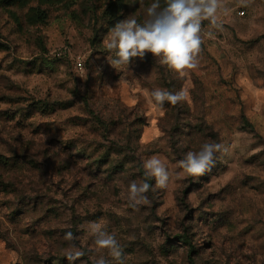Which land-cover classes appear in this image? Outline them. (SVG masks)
I'll list each match as a JSON object with an SVG mask.
<instances>
[{
	"label": "rangeland",
	"instance_id": "1",
	"mask_svg": "<svg viewBox=\"0 0 264 264\" xmlns=\"http://www.w3.org/2000/svg\"><path fill=\"white\" fill-rule=\"evenodd\" d=\"M154 2L0 0V264H70L67 231L85 251L71 264H118L89 251L92 221L123 264H264V0H221L222 28L203 22L212 35L183 78L151 54L114 68L110 29ZM156 88L189 98L158 108ZM205 142L230 154L186 177L177 161ZM152 156L169 186L133 209L129 184Z\"/></svg>",
	"mask_w": 264,
	"mask_h": 264
},
{
	"label": "clouds",
	"instance_id": "2",
	"mask_svg": "<svg viewBox=\"0 0 264 264\" xmlns=\"http://www.w3.org/2000/svg\"><path fill=\"white\" fill-rule=\"evenodd\" d=\"M221 0H155L148 7L147 19L143 23L136 18L128 17L117 22L110 29L106 48L115 53V59L108 62L114 67L129 66L135 58L141 60L146 54H151L161 66L183 78L188 71L198 68L200 53L205 36L211 32L203 31V22L209 21L214 28H222L217 12ZM227 12V9H224ZM149 102L162 108L165 102L175 106L185 102L189 93L185 89L170 92L156 88L148 93ZM217 153L230 154V146L222 143L205 142L198 151H187L183 158L177 161V167L186 177H199L215 166ZM144 179L137 183L132 181L128 187V204L133 209L150 205L147 193L156 189H166L169 186L171 173L164 159L152 156L142 162ZM180 176L181 173H177ZM154 180L155 185L148 181ZM87 231L94 237L95 247L90 252L106 250L118 264H123V249L114 234H109L104 225L92 221L87 225ZM63 239L69 242L66 259L75 262L85 256L74 242L77 237L72 231H67ZM92 264H107L103 256L94 259Z\"/></svg>",
	"mask_w": 264,
	"mask_h": 264
},
{
	"label": "trees",
	"instance_id": "3",
	"mask_svg": "<svg viewBox=\"0 0 264 264\" xmlns=\"http://www.w3.org/2000/svg\"><path fill=\"white\" fill-rule=\"evenodd\" d=\"M138 170H139V174H140V176L142 177V178H144V176H143V167H142V165H139V167H138ZM150 181H152V180H150ZM149 181V182H150ZM180 242H187L188 240H187V238L186 237H184V236H178V237H176Z\"/></svg>",
	"mask_w": 264,
	"mask_h": 264
},
{
	"label": "built area",
	"instance_id": "4",
	"mask_svg": "<svg viewBox=\"0 0 264 264\" xmlns=\"http://www.w3.org/2000/svg\"><path fill=\"white\" fill-rule=\"evenodd\" d=\"M241 14H243V12H241ZM77 67H78V68H80V69L83 67V65H82V62H81V61H78V62H77Z\"/></svg>",
	"mask_w": 264,
	"mask_h": 264
}]
</instances>
